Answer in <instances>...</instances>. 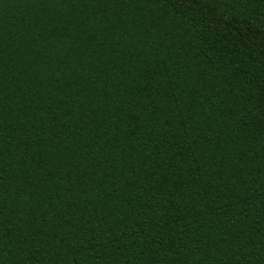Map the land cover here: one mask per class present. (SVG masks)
Returning <instances> with one entry per match:
<instances>
[{
	"label": "trees",
	"instance_id": "1",
	"mask_svg": "<svg viewBox=\"0 0 264 264\" xmlns=\"http://www.w3.org/2000/svg\"><path fill=\"white\" fill-rule=\"evenodd\" d=\"M0 264H264V0H0Z\"/></svg>",
	"mask_w": 264,
	"mask_h": 264
}]
</instances>
